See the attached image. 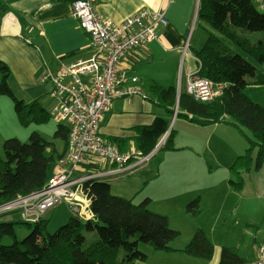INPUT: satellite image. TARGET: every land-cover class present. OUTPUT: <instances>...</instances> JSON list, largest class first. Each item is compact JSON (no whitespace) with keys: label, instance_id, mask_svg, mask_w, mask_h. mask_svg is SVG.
<instances>
[{"label":"crops","instance_id":"obj_1","mask_svg":"<svg viewBox=\"0 0 264 264\" xmlns=\"http://www.w3.org/2000/svg\"><path fill=\"white\" fill-rule=\"evenodd\" d=\"M72 2L73 0H0V10H6L4 15L0 11V61L5 62L11 69L9 82L12 81L20 92L31 95L27 101L22 99L26 104L39 99L54 117L57 126L66 124L57 113L59 104L53 94L52 84L41 81L45 61H52L51 65L54 66L61 61L86 60L93 54L90 37L79 26L73 14ZM199 2L200 0H93L100 18L117 23L143 9L165 12L169 23L167 26L157 28L158 38L127 54L121 66L130 68L138 75L146 89L149 83H157L165 88L179 85L182 90L186 81L198 74L199 64L195 53L204 46L210 33L219 36L208 24L196 19ZM258 7L263 8L259 4ZM263 36L257 37L255 42ZM187 42L188 51L184 55L182 48ZM224 43L227 44L225 41ZM228 47L234 50L231 46ZM254 87L248 86L246 93L254 101L264 105V101L255 97L257 88ZM147 91L149 93L147 99L133 96L113 102L101 132L118 147L119 144L114 139L124 140L129 150H138L136 138L140 132L139 128L151 125L159 116H166L157 99L149 90ZM178 111L179 109L174 110L175 114L170 117L169 135L166 137L165 134L160 139L158 144L161 146L153 153L152 157L155 156L151 157L147 164L138 166L133 172L118 175L114 173L118 168L116 163L97 156H88L79 165L77 174L99 173L96 179L107 181L114 195L132 199L136 204L149 198L148 207L154 212L167 215L170 226L179 230L182 235L194 231L193 222L186 220L188 218L184 214L176 217L171 208L182 210L194 199L204 201L221 191L226 192L232 178V175L229 178L230 166L244 153L245 142L239 130L223 128L227 123L214 126L198 124L178 116ZM171 133L175 150L166 149L164 146ZM51 142L54 143L57 153H64L66 150L64 141L63 145ZM156 156L157 159L153 161ZM57 161L58 159L49 165L50 178L57 171ZM210 164L217 166L219 170ZM187 167L192 168V178L188 183H164L166 178L179 174L182 169L185 171ZM221 173L222 178L219 177ZM78 198L85 206L90 204L82 192L78 193ZM62 204L63 202H60L50 209L45 216L47 220L53 213L48 219L49 226L50 220L55 222L50 231H56L55 228L59 224L66 223L72 216L69 210L70 214L62 217V211L69 209L66 203ZM14 212L21 214L18 210L0 214H6L5 221L8 222L22 221V214L21 219L13 218ZM252 241L256 244V247L253 246L252 257H247L246 250L240 249V255L248 262L258 258L264 235H253ZM184 244L178 247L171 246L175 251L170 252L155 251L151 248L155 260L147 257L146 261H136L135 264H189L184 252H181ZM219 258L216 255L211 260L195 258L194 264H218Z\"/></svg>","mask_w":264,"mask_h":264},{"label":"trees","instance_id":"obj_2","mask_svg":"<svg viewBox=\"0 0 264 264\" xmlns=\"http://www.w3.org/2000/svg\"><path fill=\"white\" fill-rule=\"evenodd\" d=\"M257 6L254 0H200L198 19L219 36L210 33L203 48L195 53L199 60L198 76L225 86L219 97L205 103L185 91L179 95L176 86L165 88L149 83L147 90L157 99L166 116H159L151 125L139 128L136 146L143 155L150 154L170 129V117L179 98L178 116L198 124L228 123L251 131V136L245 134L249 142L245 153L230 166L232 178L229 184L233 189L241 191L246 177L263 167L264 106L254 102L245 90L247 86H263L264 72L235 53L223 40L224 37L231 41L264 67V36L252 43L238 34V29L264 33V9L260 11ZM0 11L3 14L6 10ZM45 63L51 65L52 61ZM0 73V97L7 95L15 103L19 123L25 127L47 124L52 115L39 99L26 104L15 95L9 84L11 69L3 61H0ZM227 117L232 121L227 122ZM172 133L165 148L174 150ZM55 135L67 147L69 128L58 124ZM114 141L119 144L121 152L129 151L124 140ZM65 152L57 153L54 143L37 131H32L25 142L15 137L6 139L4 154H0V206L19 196L41 191L50 179L49 165L63 157ZM83 192L90 199L92 218L83 220L72 215L56 231L49 230L46 219L34 224L0 220V264H135L148 257L140 250V243L149 244L155 251H175L170 244L179 239L181 232L170 226L167 215L148 207L149 198L136 204L132 199L114 195L110 184L99 179L85 181ZM186 211L192 216L199 215V198L188 203ZM4 216L6 214H0V219ZM17 223L31 230L21 242L15 230ZM5 238L13 242L4 243ZM121 251L124 252L122 257ZM181 252L211 260L215 246L200 228ZM218 264H248V261L240 255L239 247L230 246L222 248Z\"/></svg>","mask_w":264,"mask_h":264},{"label":"built area","instance_id":"obj_3","mask_svg":"<svg viewBox=\"0 0 264 264\" xmlns=\"http://www.w3.org/2000/svg\"><path fill=\"white\" fill-rule=\"evenodd\" d=\"M254 1L264 8V0ZM72 9L79 26L90 37L93 54L86 60L61 61L54 66L45 63L41 74L42 82L52 84L59 104L57 113L69 128L66 152L57 161L55 175L41 191L0 207V213L20 211L23 220L30 224L44 219L60 202L68 205L71 215L83 220L92 218L90 204L85 206L78 198V193L82 192L90 202L83 192V184L100 175L77 174L79 165L88 156L116 163L118 168L114 173L120 175L147 164L161 146L158 144L148 155L139 150L121 152L115 143L103 136L101 128L115 100L148 97L143 80L130 68H123L121 62L130 52L158 38L157 28L169 23L165 12L143 9L117 23L100 18L93 0H73ZM187 51L188 42L182 48L184 55ZM182 91L205 103L214 100L219 93L216 83L198 75L190 77ZM248 264H264V242L259 247L258 258Z\"/></svg>","mask_w":264,"mask_h":264},{"label":"rangeland","instance_id":"obj_4","mask_svg":"<svg viewBox=\"0 0 264 264\" xmlns=\"http://www.w3.org/2000/svg\"><path fill=\"white\" fill-rule=\"evenodd\" d=\"M257 8L260 11L263 10V8H259L258 6ZM196 19H198V10H196ZM238 34L241 37L250 40L252 43H255L257 37L259 36L262 37L264 35V33L262 32H251V31H245L243 29H238ZM223 40L229 46L234 48L233 51H235V53L242 55L250 63L256 66L259 71L264 72V67L258 64L255 61V59L246 55L240 48H238L235 44H233L231 41L227 40L226 38L223 37ZM196 60L199 62L198 59ZM179 67H182V65H179ZM1 82H2V74L0 73V85ZM9 84L13 92L16 91L15 95L19 99L21 100L24 99L25 101H27L31 98V95H29L28 93L25 94L23 92H20V90L16 87V85L12 81H10ZM178 86L179 85H177L176 87ZM224 86H225L224 84H216V87L219 89V93L215 98L219 97L222 94ZM254 88H257L255 89L256 90L255 94L257 95L255 97H257V99H261V101H264V87L255 86ZM246 94L249 96L248 93ZM147 98H143V99H147ZM254 102H256V100ZM257 103L261 104L258 101ZM15 110H16V106L15 103L12 101V99L7 95H2L0 97V154L1 155L4 154L3 145L6 139L15 137L25 142L28 140L29 135L33 130L41 133L43 137L46 138L47 140L55 141L60 145L64 144L63 140L61 138L56 137L55 135V132L57 130V123L54 117H52L50 122L47 124H32L29 127H25L19 123ZM226 121L231 122L232 119L227 117ZM208 126H214V125H208ZM223 128H228L229 130L237 129L244 132V133L240 132L239 134L245 142L244 143L245 149L248 147L249 142H247V139L245 138V134L249 136H251L252 134L248 128H245L244 126H237L228 123L224 124ZM173 129L175 130V128ZM173 144L175 145V143ZM245 149L243 150L244 153H245ZM156 159L157 156L154 158L153 161H155ZM210 165L211 167L214 166L217 170H219L217 166L213 164ZM230 176L231 174L229 173V178ZM219 177L222 178L223 173L219 174ZM191 178H192V168L187 167L185 171L184 169H182L179 174H176L175 176H172L170 178H166L164 180V183L184 184V183H188L191 180ZM29 196L30 195L19 196L17 199L27 198ZM64 203L65 202H63V204ZM200 205L202 207V212L200 211L199 215L197 216L189 215L186 212V207L184 209L182 208V210L181 209L179 210V208L176 207L171 208V211L173 212L174 215H176V217H180L183 214L184 216H187L186 218L188 219L186 220L193 222L192 228L194 229V231L190 234H187V232L183 233L179 239L175 240L170 245L178 247L181 244L185 243L184 245L186 246L191 241L195 232L198 229L202 228L206 232L210 240L213 242L214 246L216 247L215 250L216 252L214 253V256L216 255L219 258L223 247H230L237 245V247H239V250L240 249L241 251H243L244 249L246 250L245 255L247 257H252L254 255L253 246L256 247L255 241H252V236L256 234L257 236L264 235V166L259 171L253 170L251 174L246 177L245 184L241 189V191H236L229 185L226 192L221 191L212 198H207L204 201L200 200ZM167 209L168 208L166 207L165 210ZM68 211L69 209L68 210L65 209L64 212L62 211L61 213L62 217L63 215L64 217L69 215L70 211L69 212ZM86 212H88L87 208H85L84 210V213ZM51 214L49 215V218H47V220L50 219ZM13 216L14 219H21L20 217L21 214L19 212H14ZM6 218L7 217L5 216L0 220L5 221ZM23 221L24 220L20 222ZM54 223H55L54 221L52 222L50 220L49 229L54 227L53 226ZM64 223L65 222H62L55 229L56 230L59 229L62 225H64ZM172 224H174V221L172 222ZM15 230L19 242H21L31 232V230L27 228L26 225L20 223L16 224ZM3 241L4 243L7 244L13 242V240L10 238H5ZM139 248L141 251L147 253L148 257L151 260H155L154 256L152 255V249H151L152 247L149 244L140 243ZM123 254L124 252L121 251V257L123 256ZM183 254H185L184 256L185 258H187L186 260L189 264H194L196 262L195 260L196 257L190 256L186 253Z\"/></svg>","mask_w":264,"mask_h":264},{"label":"water","instance_id":"obj_5","mask_svg":"<svg viewBox=\"0 0 264 264\" xmlns=\"http://www.w3.org/2000/svg\"><path fill=\"white\" fill-rule=\"evenodd\" d=\"M178 107H179V98H178V102H177V105H176V109H178ZM176 109H175V110H176ZM174 114H175V113H174ZM170 128H171V127H170ZM169 133H170V130L166 133L165 136L167 137V136L169 135Z\"/></svg>","mask_w":264,"mask_h":264},{"label":"clouds","instance_id":"obj_6","mask_svg":"<svg viewBox=\"0 0 264 264\" xmlns=\"http://www.w3.org/2000/svg\"><path fill=\"white\" fill-rule=\"evenodd\" d=\"M198 75V74H197ZM181 92H182V90L181 91H179V87H178V94L180 95L181 94ZM157 147V146H156ZM94 179H96V178H94ZM45 219V218H44Z\"/></svg>","mask_w":264,"mask_h":264}]
</instances>
